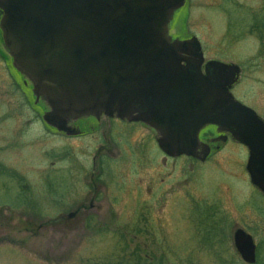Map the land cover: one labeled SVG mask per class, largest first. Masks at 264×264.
I'll return each instance as SVG.
<instances>
[{"label": "rangeland", "instance_id": "1", "mask_svg": "<svg viewBox=\"0 0 264 264\" xmlns=\"http://www.w3.org/2000/svg\"><path fill=\"white\" fill-rule=\"evenodd\" d=\"M259 14L264 23V0H188L170 35L239 66L234 95L264 118ZM3 45L0 28V264H245L237 228L264 264V198L247 149L228 145L207 164L165 160L149 128L105 116L81 137L52 132Z\"/></svg>", "mask_w": 264, "mask_h": 264}, {"label": "water", "instance_id": "2", "mask_svg": "<svg viewBox=\"0 0 264 264\" xmlns=\"http://www.w3.org/2000/svg\"><path fill=\"white\" fill-rule=\"evenodd\" d=\"M186 2L0 0V28L13 67L49 107V126L71 135V121L118 117L152 128L168 156L198 158L200 132L215 125L248 148L247 171L264 192V121L230 91L239 66L205 64L196 37L170 35ZM235 246L256 263L251 235L239 229Z\"/></svg>", "mask_w": 264, "mask_h": 264}, {"label": "flooded vegetation", "instance_id": "3", "mask_svg": "<svg viewBox=\"0 0 264 264\" xmlns=\"http://www.w3.org/2000/svg\"><path fill=\"white\" fill-rule=\"evenodd\" d=\"M175 38V37H174ZM177 39V37L175 38ZM178 39H181V38H178ZM181 40H184V39H181ZM207 62L205 61V64ZM203 71L204 70V66H203ZM238 82V81H237ZM236 82V83H237ZM236 83L232 86L231 88V93L232 95L235 97L236 100L240 101L238 98H236V96L234 95V86L236 85ZM241 103H243L242 101H240ZM244 105L250 107L251 109H253L257 114L258 116L264 121V118H262V116L251 106L243 103ZM43 108L47 111L48 110V107L46 104L43 103ZM105 116V115H102L99 119L95 118V117H86V118H81V119H77V120H74V121H71L67 127L69 128V132L71 133V135L65 131H59L58 129L56 128H53L51 126H48L49 130L52 131V132H55V133H59L61 135H66V136H74V137H81V136H84L86 135L85 133H87L88 131H95L96 129L94 128L95 126L92 125L96 122H99L101 120V118ZM107 117V116H105ZM115 121H117L118 125L120 127H125V129H128L129 127H136L137 125H141V126H145L147 128H149L151 131H153L155 134L156 132L150 128L149 126H147L146 124L144 123H141V122H135V121H130V120H126V119H120L118 117H109ZM129 130V129H128ZM130 131V130H129ZM122 133H120L121 135ZM156 141H157V137L158 135L156 134ZM199 139H200V148L198 149V158H192V157H187V158H190L194 161H199L201 163H205L207 164L209 160H211L214 156H216L217 154L219 155L223 149L228 146V145H231V144H237L240 148H245L247 149L245 146H243L241 143H239L238 141H236L229 133H226L224 131H222L219 127L215 126V125H210V126H207L206 128H204L201 132H200V135H199ZM158 144V143H157ZM160 148V147H159ZM107 148L106 147H101L100 148V151H99V155L103 156L102 160L104 161V159L106 158V156H109L111 154V151L110 150H106ZM207 152V157L204 161H202L201 159L203 157H205V153ZM108 154V155H107ZM161 154L164 155V159L165 160H169V159H175V158H179V157H170L168 156L165 152H163L161 150ZM180 157H186V156H180ZM104 163V162H103ZM198 163V162H197ZM98 180H99V183L101 182V176H100V173H99V177H98ZM94 186H97L95 185L94 183ZM260 193L261 195L263 196L264 198V192L262 190H260L258 187L254 186ZM79 212H80V209L79 210H76L75 212H71L68 217L70 219L74 218V217H77L79 215ZM244 230L242 228H237L235 229L234 231V234H233V239H234V246H235V233L239 230ZM247 234L251 235L250 233H248L246 230H244ZM252 236V235H251ZM253 237V236H252ZM256 244V242H255ZM258 246L256 244V257H257V261H258ZM256 261L255 264H258V262ZM248 264V263H246Z\"/></svg>", "mask_w": 264, "mask_h": 264}, {"label": "trees", "instance_id": "4", "mask_svg": "<svg viewBox=\"0 0 264 264\" xmlns=\"http://www.w3.org/2000/svg\"><path fill=\"white\" fill-rule=\"evenodd\" d=\"M0 15H1V14H0ZM261 16H262V15L259 14V15H257L256 18H254L255 21L257 20V22H256V24H255L254 26H251V27H252V29H253L252 33H256V34H258L259 37H260V39H261V40H264V23H261L260 21H258L259 18H261ZM262 19H263V17H262ZM3 167H5V166H3Z\"/></svg>", "mask_w": 264, "mask_h": 264}]
</instances>
